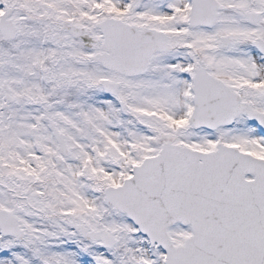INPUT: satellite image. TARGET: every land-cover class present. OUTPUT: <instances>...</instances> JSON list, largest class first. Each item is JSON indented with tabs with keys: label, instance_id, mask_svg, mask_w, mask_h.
Returning a JSON list of instances; mask_svg holds the SVG:
<instances>
[{
	"label": "snow or ice",
	"instance_id": "6c2138e0",
	"mask_svg": "<svg viewBox=\"0 0 264 264\" xmlns=\"http://www.w3.org/2000/svg\"><path fill=\"white\" fill-rule=\"evenodd\" d=\"M0 264H264V0H0Z\"/></svg>",
	"mask_w": 264,
	"mask_h": 264
}]
</instances>
